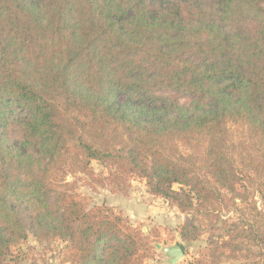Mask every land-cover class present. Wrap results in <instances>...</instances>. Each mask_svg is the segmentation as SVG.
<instances>
[{
	"label": "trees",
	"instance_id": "obj_1",
	"mask_svg": "<svg viewBox=\"0 0 264 264\" xmlns=\"http://www.w3.org/2000/svg\"><path fill=\"white\" fill-rule=\"evenodd\" d=\"M91 160L206 233L205 264H264V0H0V264L29 234L144 264L148 236L70 192Z\"/></svg>",
	"mask_w": 264,
	"mask_h": 264
},
{
	"label": "rangeland",
	"instance_id": "obj_2",
	"mask_svg": "<svg viewBox=\"0 0 264 264\" xmlns=\"http://www.w3.org/2000/svg\"><path fill=\"white\" fill-rule=\"evenodd\" d=\"M90 168L95 174L94 177L89 178L79 173L67 176L72 188L70 192L77 194L86 209L101 208L119 215L148 236L152 248L143 257L144 264H168L162 248L175 243L185 246L184 254L176 264H205L209 260L206 233L189 241L182 240L180 228L186 215L167 200L152 195L144 178L133 175L117 184L105 179L109 169L98 161L91 160ZM255 201L264 210V203L258 196ZM11 250L8 257L10 264L15 261L22 264H76L69 259L71 251L67 243L59 239L36 240L29 234ZM229 262L226 259L221 264Z\"/></svg>",
	"mask_w": 264,
	"mask_h": 264
},
{
	"label": "water",
	"instance_id": "obj_3",
	"mask_svg": "<svg viewBox=\"0 0 264 264\" xmlns=\"http://www.w3.org/2000/svg\"><path fill=\"white\" fill-rule=\"evenodd\" d=\"M156 247L160 248V245H157ZM184 249L185 246L181 243H175L171 246L162 248L163 252L168 258V264H176L182 258Z\"/></svg>",
	"mask_w": 264,
	"mask_h": 264
}]
</instances>
